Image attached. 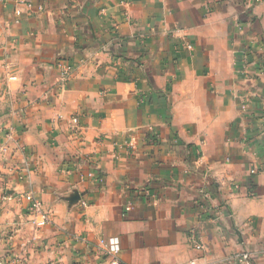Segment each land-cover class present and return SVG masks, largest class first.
<instances>
[{
    "label": "crops",
    "instance_id": "crops-1",
    "mask_svg": "<svg viewBox=\"0 0 264 264\" xmlns=\"http://www.w3.org/2000/svg\"><path fill=\"white\" fill-rule=\"evenodd\" d=\"M29 1L0 6V263L110 264L117 238L120 264H264V2Z\"/></svg>",
    "mask_w": 264,
    "mask_h": 264
},
{
    "label": "built area",
    "instance_id": "built-area-1",
    "mask_svg": "<svg viewBox=\"0 0 264 264\" xmlns=\"http://www.w3.org/2000/svg\"><path fill=\"white\" fill-rule=\"evenodd\" d=\"M254 3H263L264 0H253ZM17 3H25L28 7L31 6V3L29 0H17ZM6 0H0V6H5ZM55 66L59 69L60 73V83L67 82L72 74L74 73L73 67L68 64L64 60H59L55 64ZM242 111H247V104H244L242 106ZM156 133L149 129V137L148 142L150 144H153L156 141ZM8 141L16 144L15 147L17 150L22 149L18 144V140L14 138L13 135L9 134L7 137ZM7 142L4 143L6 146ZM5 146H2L0 151L6 149ZM131 145H129L130 147ZM132 148V146H131ZM79 165H84V162H79L77 160L74 161H68L66 163V169H62L64 174H73L77 176V178L80 179V181L84 182H90L92 184H95L98 187H101L104 185V175L100 173L95 165L87 164L89 168L86 170H78L76 167ZM258 169L256 167H253L250 169V175L257 174ZM142 195H144L146 198H152L153 196L150 193L148 189H142L140 192ZM204 197L208 198V195L204 193ZM22 201L25 203L26 208V214L29 218L30 225L35 230H40L42 228L47 227L52 223V215L50 212L45 208L42 200L32 191H28L25 194L21 196ZM126 211L129 210L128 207L125 208ZM94 253L96 255H99L100 257H107L110 258V264H120V261L117 258V255L120 251V244L119 240L117 238H110L108 240H99L97 243H95L92 247ZM196 249L202 250L203 246L199 243L196 245ZM252 261V255L249 252H242L235 258L236 264H251ZM190 264H195V262H191Z\"/></svg>",
    "mask_w": 264,
    "mask_h": 264
},
{
    "label": "trees",
    "instance_id": "trees-1",
    "mask_svg": "<svg viewBox=\"0 0 264 264\" xmlns=\"http://www.w3.org/2000/svg\"><path fill=\"white\" fill-rule=\"evenodd\" d=\"M68 161H71V162H72V161H74V160H73V159H68L66 162H68ZM79 161H80V159H79Z\"/></svg>",
    "mask_w": 264,
    "mask_h": 264
},
{
    "label": "rangeland",
    "instance_id": "rangeland-1",
    "mask_svg": "<svg viewBox=\"0 0 264 264\" xmlns=\"http://www.w3.org/2000/svg\"><path fill=\"white\" fill-rule=\"evenodd\" d=\"M17 150V149H16ZM0 264H3V263H0Z\"/></svg>",
    "mask_w": 264,
    "mask_h": 264
}]
</instances>
